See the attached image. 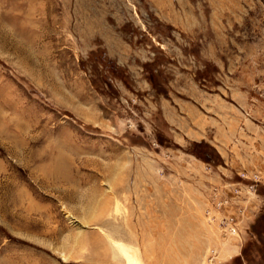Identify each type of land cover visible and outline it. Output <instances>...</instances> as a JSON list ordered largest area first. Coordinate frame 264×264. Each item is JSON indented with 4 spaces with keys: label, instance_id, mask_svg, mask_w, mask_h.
Segmentation results:
<instances>
[{
    "label": "rangeland",
    "instance_id": "rangeland-1",
    "mask_svg": "<svg viewBox=\"0 0 264 264\" xmlns=\"http://www.w3.org/2000/svg\"><path fill=\"white\" fill-rule=\"evenodd\" d=\"M224 103L264 127V0H0V264L228 263L187 169Z\"/></svg>",
    "mask_w": 264,
    "mask_h": 264
},
{
    "label": "crops",
    "instance_id": "crops-1",
    "mask_svg": "<svg viewBox=\"0 0 264 264\" xmlns=\"http://www.w3.org/2000/svg\"><path fill=\"white\" fill-rule=\"evenodd\" d=\"M209 110V113L200 114L191 111L187 134L195 142H208L220 163L211 166L197 161L199 165L193 158H188L190 163L187 169L191 168L190 172L197 169L200 175L199 180L189 175L194 181L188 184L189 194L193 196V200L189 199L193 203L188 205L192 209L195 207V210L201 209L203 217H217V212L208 203L212 191L216 190L219 197L227 198L228 194L233 193L232 190L240 189L241 196L232 195L228 198V205H223V215L234 217L237 221L240 232L235 238L240 241L233 240L239 243L235 246H223L220 254L223 262L229 260L225 264H250L254 258L259 264H264V230L260 228L264 221V127L245 119L236 105L218 104ZM204 166H207V173ZM180 185L177 181L175 188L181 189ZM248 186H253V189L249 191ZM180 189L173 193L178 196H174V199H181ZM163 204L164 201L162 207ZM249 226L252 228L250 233L245 231ZM250 241L253 244L244 249Z\"/></svg>",
    "mask_w": 264,
    "mask_h": 264
},
{
    "label": "built area",
    "instance_id": "built-area-1",
    "mask_svg": "<svg viewBox=\"0 0 264 264\" xmlns=\"http://www.w3.org/2000/svg\"><path fill=\"white\" fill-rule=\"evenodd\" d=\"M232 192L236 195V196H241V193H240V189H235V190H232ZM223 202H218V201H215L213 202V204L211 205V208L217 212V214H220L222 213V207H223ZM210 213V211H209ZM214 216H211V219H213ZM219 225H220V228L230 234V235H233V236H238V230H237V227H238V224L237 222L235 221V219L233 217H230L228 218L227 216H222L221 215V220L219 222Z\"/></svg>",
    "mask_w": 264,
    "mask_h": 264
},
{
    "label": "bare ground",
    "instance_id": "bare-ground-1",
    "mask_svg": "<svg viewBox=\"0 0 264 264\" xmlns=\"http://www.w3.org/2000/svg\"><path fill=\"white\" fill-rule=\"evenodd\" d=\"M127 254V253H126ZM127 261L129 262V263H131V264H136V261H135V259L132 257V256H130V255H127Z\"/></svg>",
    "mask_w": 264,
    "mask_h": 264
}]
</instances>
